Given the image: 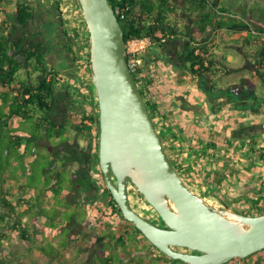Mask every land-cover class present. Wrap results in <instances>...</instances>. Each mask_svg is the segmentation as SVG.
Masks as SVG:
<instances>
[{
    "label": "trees",
    "instance_id": "obj_1",
    "mask_svg": "<svg viewBox=\"0 0 264 264\" xmlns=\"http://www.w3.org/2000/svg\"><path fill=\"white\" fill-rule=\"evenodd\" d=\"M10 1L11 0H0V10L6 9L7 5L11 3ZM109 1L112 5V8L116 12V16L121 25L123 36L126 42L130 39H141L148 37L153 41L157 48H163L164 50V48L168 45V42H171L172 38H170V35L176 37V39H180L185 33L184 28L180 27L177 20L169 19L170 13L173 14L178 11V8L172 6L169 0ZM188 1H190L189 11L195 12L200 16V23H197V26H195L196 32L191 36L190 39L186 41L187 48L190 49L188 52H185L186 63L190 65V71L195 75L204 72H210V66H212L213 64H211L210 62L208 63V57L209 55L211 56V54L207 51V49L201 48V44L205 45L206 42L213 38V36L216 35L218 31L226 30L232 33H242L244 31L252 33V31H256L261 36L264 35L263 30H260L259 28H253L252 24L254 23V21L251 22L250 18H247L245 14L238 17L237 15L228 12L225 8L219 7V0H215L213 3H211V8H209L208 10L203 4L206 0ZM76 4L80 8L78 0H76ZM60 5L61 0H56L55 8L58 10L59 14L62 15V12L59 10ZM197 6L198 8H200L199 10ZM117 10H119L120 12H117ZM15 13L16 20L20 25H28V22L32 18L33 5L27 1L19 2L16 6ZM204 18H206V21H204ZM81 23L86 28L84 19ZM81 23L78 24V28H80ZM78 28L75 26L68 27L67 22L62 20V37H64L68 41L73 40L79 48V51L84 53V55H80V60H84L87 63V73H89V79L92 82L90 67L89 32L87 31V36L83 35L84 33L82 32L81 28ZM9 37L10 24L8 22L0 23V103L4 106H7L9 110L6 116H0V140L3 137L7 139L8 147L6 148V151L8 153L10 152L9 154L15 153L19 155L21 160L24 161L26 156H29L31 154L30 152H28L30 147L28 143L34 141L37 142L42 137L41 136L40 138H37L35 135L25 136L24 133L18 131L6 133L4 130H10V120L16 118H19L23 121L34 120L36 122L37 131H44L45 135H43V137L46 136L50 140L56 139L58 144L70 140L67 134L69 131L76 132L77 134H82V136H85V138H89L90 141L94 140L99 142V117L98 114L93 113V109H90L88 111H75L73 114H70L62 123L53 121L48 117V114L52 113L55 108V88L58 81H61V79L55 78L56 73L54 72V68L49 69L44 42L40 39L35 40L33 43H30V46L26 47V39L21 38L15 46V50H22V62L21 60H19L17 55L13 53V48L10 45ZM192 43L198 45H193ZM86 49H88V51H86ZM68 50L71 52V54L76 53L72 50L71 46H68ZM150 52L151 49L145 56V64L143 65V67L140 68L136 73L132 74L139 91L145 99L150 116L152 120L155 121V118L159 117L160 112L159 105L155 102L154 94L150 89L151 84L153 83L152 80L154 78V70L153 68L151 69V67L148 65L149 63L147 62V60H149L151 57ZM178 55L179 57H182V53L181 55ZM259 55V58L262 61L264 59V52L261 50ZM195 67L197 68L195 69ZM52 71L55 73V76ZM20 72H26L28 74V79L19 78L18 75H20ZM74 82L75 83L73 84V87H78L75 86V84L80 82L78 80H74ZM91 85L92 89L88 87L89 91L86 90L87 93L85 92L84 94L83 92H81V88H76L74 93L78 95L80 94L81 96L78 97V100L75 99V103L82 106L89 105L86 100L89 101L87 96H90V94L92 93L91 91H94V95L96 97L95 88L92 83ZM69 86H71V84ZM1 124H3V126ZM162 132H160L159 134L163 139L164 133L162 134ZM205 152L206 151L204 149L203 153ZM260 157L264 160V154H262V156ZM84 159L88 161L87 158H79V160L77 161L71 159L70 164H73L75 162L79 166V170L75 171V173H77L78 175L76 176H79L80 178H78V180L76 181H78L79 184H82L81 188L83 190V193L85 192L87 196H90L92 194H88V192L91 193L93 183H91L90 181L88 182V176H86V170L88 168L87 164L85 163L82 165V161ZM66 162L68 163V161ZM95 162V164L98 166V172H101L99 168L98 156H96ZM52 163H54V161ZM50 166H53L54 168L55 164H51ZM64 166L65 164L61 165L60 168H63ZM45 170L49 171L46 168ZM25 171L26 170H15V172L12 171L9 173V177L19 180L20 176L25 175ZM46 171L45 174H47ZM222 172L223 173L221 174V176L216 172L212 178L217 181V185L219 186L222 183V180L227 177L225 169L222 170ZM3 175L4 170H0V264H24L22 258L26 257V255H32L34 253L38 254L41 252L49 257H58L60 255V252L58 251L59 249L54 248L53 245L50 244L51 251H48L46 250V248H44L43 244L39 243L38 241L41 236L43 237V239H46L49 234L58 236L59 233H61L59 231L62 227L53 229L52 225H49V217L47 214H44L45 211L43 207H41V203L35 204L29 201V199L25 196L28 190L26 184L22 185L20 181L17 182L19 187V192L17 194H12L11 188L5 189L6 176L4 180ZM60 178H63V176L61 175V172L57 170L56 175L53 176V179L58 183ZM63 182L64 181L62 180V183ZM74 183L75 181L70 179V181L66 183V185H69L70 190H72V185L74 186ZM99 184L98 185L100 187V191L102 190L101 195H103L102 200H106L107 202L105 203L106 206H103V203H100L93 208V211L94 213H96V215H94L92 219L95 221H102L107 218V216L112 214L111 216H118L127 224V227L123 231V234L117 237L113 236V239H115L114 244H106L105 242H103L107 235L98 236L95 239V242L100 245L98 260L101 264H112L113 262L112 256H109L106 253L107 250L120 246L122 251L130 252L131 249L130 247H128V245L133 243L139 244L141 246L140 248L142 250L138 249L137 247H133V249H135L136 251H145V246H149V248L147 247L148 250H146V252H148L149 250H155L159 252L161 254L159 259H165L166 261L174 264H184L180 260H172L166 257L152 244H150L144 238L142 233L132 223L127 221L122 216L121 210L114 201L103 179L100 180ZM262 185H264V182H262ZM58 189L60 188L58 187ZM70 190L66 193L63 192L60 197L62 204L65 206L70 204L68 198ZM49 191V188L46 187L40 189L39 191H36L35 194L38 198L44 199L47 195V192ZM262 200H264V198H262L261 196H258L256 198H245V202H248L250 204V208L247 211L242 212V214L248 216L264 214V207L260 206ZM23 206H25L24 210H22ZM55 208L57 212L62 209L61 205H56ZM108 210L111 211L109 212L110 214H108ZM39 212L42 213V216H44L46 219V221L41 224L43 232L38 231L36 226L37 218L40 217ZM151 222L154 223L152 220ZM63 230H67V233H69L68 229ZM67 233L65 234L66 236ZM66 236L62 237V241L60 242V246L62 248L66 247ZM14 237L19 238L25 244V253H18L11 250V242ZM54 249L57 250V253L54 252ZM261 251L264 252V250ZM117 254L120 255L118 251L116 252V255ZM125 259L126 255L122 254V257L120 256L119 259L120 263L122 264ZM129 259H131V261H135L138 264H141L142 262L141 256L138 255L132 258L130 257ZM238 260L241 259L234 258L231 260V262ZM262 261L264 262V260L262 259L258 263L260 264V262ZM94 263H96L95 260ZM30 264L37 263L35 260H33Z\"/></svg>",
    "mask_w": 264,
    "mask_h": 264
},
{
    "label": "rangeland",
    "instance_id": "obj_2",
    "mask_svg": "<svg viewBox=\"0 0 264 264\" xmlns=\"http://www.w3.org/2000/svg\"><path fill=\"white\" fill-rule=\"evenodd\" d=\"M29 1L35 9V19H39L41 17L42 12L46 8L52 7L55 8V1L56 0H27ZM148 1V0H147ZM206 0L203 3L207 10L211 8V3H213L215 0ZM10 2H13L11 0ZM79 3V2H78ZM189 3V2H188ZM202 3V1H201ZM219 7L225 8L228 12L239 16H242L245 14L247 18H250V21L254 23L253 28H256L255 21H260L264 23V0H219ZM198 8V6H197ZM200 8H198L199 10ZM59 10L62 12V15L60 14L62 20L67 22L68 27H77L78 24L82 22L84 19L82 15L81 7L76 4V0H61V5L59 7ZM179 11V10H178ZM181 12V10L179 11ZM199 13V12H198ZM0 16H3L2 14ZM200 16L195 17V26H197V23H200ZM5 18L7 22L11 24L10 28V37L9 42L10 45L13 48V53L17 55L19 60L23 62V56H22V50L17 51L15 50V46L19 42L21 38L26 39L25 46H30V43H33L35 40H39V38H35L34 36L38 34L37 30L33 29L35 28L34 24H28V25H19L16 21V14H15V4L9 5L6 7L5 10ZM192 18V17H191ZM169 19L182 21L178 18H175L174 13L169 14ZM206 21V18H204ZM202 21V20H201ZM262 24V23H261ZM86 25V23H85ZM187 28L185 30V35H189L192 31L190 28L191 25L189 24V21H187V25H184V28ZM183 27V26H182ZM83 35L87 36L88 29L85 28L84 25L80 26ZM78 28V29H80ZM189 29V30H188ZM235 33L226 31V30H220L216 33V36L214 38L215 46L210 45L208 52L212 55V58L220 59L223 62V65L218 66V75H215V78L213 79L212 84L215 87H224L228 84L233 83H239L242 82L244 78L247 77H254L255 76V70L257 60L254 57L255 51H259L260 47L257 46V44H254L253 41H255V34H251L250 37L247 39H237L238 36L234 35ZM82 35V36H83ZM63 35L60 34L58 36L57 42L58 44H63ZM235 36V37H233ZM188 39V38H187ZM182 43V57L184 56V47L186 44L185 38H182V41H179L178 39L175 40L174 43H168V45L164 48L169 47H175V45H179ZM67 46H71L72 50L76 52V54L80 57V51L77 47L76 43L73 40L70 41H64ZM193 45H198L195 43H192ZM187 45V44H186ZM88 51V49H86ZM84 55V53H83ZM181 55V54H180ZM146 56V55H145ZM179 56V55H177ZM186 57V56H185ZM184 59V63H186V60ZM231 58V59H230ZM84 61V60H81ZM188 63H186L187 65ZM150 67L152 64H148ZM162 62L160 66L162 67ZM71 68H74L72 66ZM84 67H82V70H78V75H80L81 81L80 83H77L76 86L78 87H90L92 89L91 81L87 77V70H83ZM72 69V70H73ZM153 70L155 73L161 74V70L158 68H154ZM20 75H18L21 79H28V74L25 72H20ZM189 72L182 71V75H187L189 77ZM30 78V77H29ZM181 80V78H180ZM79 81V80H78ZM93 84V83H92ZM89 85V86H88ZM191 88V90H190ZM185 91L183 95V90ZM180 91L182 92V96L184 99L194 105L202 106L207 101V95L203 93L198 87H193L191 84V81H183L180 87ZM94 92V91H93ZM75 95V99L78 100V97L81 96L80 94L73 93ZM255 94L260 99L264 96V79L257 80L256 81V87H255ZM254 94V95H255ZM182 97V98H183ZM197 101V102H196ZM196 102V103H195ZM59 106V101H58ZM62 110H63V104H60ZM184 107V106H183ZM186 109V108H185ZM8 107L4 106L0 103V116H6L8 114ZM211 114V112H210ZM222 117V116H221ZM222 120V118H221ZM155 124V121H153ZM203 122V121H202ZM251 121L250 123H252ZM261 122H264V119L261 120ZM223 122L216 124V129L214 130L215 136L218 135V139L214 138L213 140H216L218 147L217 151L215 153V156L213 158L211 157H202L201 156H194V155H188L187 160L185 164H189L190 166L192 164H196L195 166L191 167L189 171H186V176L184 182L187 183L188 187L196 194L201 196L204 201L212 206L217 207L220 199L224 201L225 204H229V210L236 209L240 211H247L250 208V204L248 202H245V198H256L258 196H261L264 198V185H262V182H264V160L261 159L260 156L264 154V143H261V147H256V151H247V149H241L239 151L235 150L233 155H230L225 147V139L220 138L223 131L226 130L228 125H222ZM254 123V122H253ZM3 126V124H1ZM160 125L156 126L157 130L160 129ZM10 130H4L6 133L18 131L21 133H24L25 136H33L35 135L37 138H40L41 136L45 135L44 131H37L36 129V122L34 120L29 121H23V120H11L9 123ZM67 133V132H66ZM70 140L75 139L77 136L76 132L69 131L68 134ZM78 140L77 138L73 141V143L64 142L61 144H58L53 153L50 154L48 148L41 149V147L37 146L38 142L34 141L31 143H28L29 150L31 154L29 156H26L25 160H21L19 155L12 153L9 154L6 151L7 145V139L4 137L0 140V170H4L3 179L5 180L6 176V183H5V189H10L12 194H17L19 192L18 187V181L23 185L26 184L28 187V190L26 192V197L29 199V201L40 204L41 207L44 209V214L48 215L49 219V225H52L53 229H57L58 227L62 229H68L69 233L67 234V243L65 248H60V237H53L51 234L47 236L46 239H43L41 236L39 239V243L43 244L44 248L46 250L51 251V246L49 242H52L53 246L58 248L60 255L58 257H49L45 255L44 253H38V254H32V255H26V257L22 258V261L24 264H30L33 260L36 261L37 264H63L62 262H67V264H85L86 259L91 254H98L99 245L95 244L93 242V239L95 237V232L100 231H106V228H109V231L112 233L118 234L121 232V230L126 227V223L119 219L117 216L111 217L112 214L110 210H108L109 216L105 218L102 221L93 220L92 217L96 215L94 213L93 207H95L96 204L103 203V206H106L105 203L106 200H102L103 195H99L100 188L98 185V182H100V176L94 175V177L91 175L89 176V173L86 172V176H88V182L90 181L92 184L91 193L88 192V194H92L90 196H87L85 192L83 193V190L81 188L82 184H79L78 178H80L75 171L79 170V166L77 163L70 164V160L73 159L74 161L79 160V158H87V151H85L87 142L84 143V147H78L77 145L82 144V135L80 134ZM212 139V137H211ZM68 140V139H67ZM76 145V146H75ZM53 148V146H52ZM84 150V151H83ZM66 157L64 158V156ZM88 160V158H87ZM54 161V163H52ZM68 161V163L66 162ZM96 161V159H95ZM23 162V163H22ZM87 164L88 167V161L84 159L82 161L83 164ZM54 165L55 167L50 165ZM65 166L63 168H60L61 165ZM81 165V163H80ZM85 166V165H84ZM234 166V167H233ZM45 168L49 171H46ZM225 169V172L227 174V177L225 179H221L222 183L217 185V181L212 179L213 175L217 172L220 174L223 173L222 170ZM15 170H26L25 175H22L18 179H12L9 177V173ZM54 170V171H53ZM59 170L61 172V175L63 178H60L59 182L57 183L54 181L53 175H56V171ZM74 171L72 175L74 176V186L72 185V190H70L69 185L67 186L66 183H68L71 179L70 173L71 171ZM88 170V168H87ZM45 171L47 174H45ZM72 171V172H73ZM49 172V173H48ZM48 175V176H47ZM99 178V179H98ZM62 180L64 181L62 183ZM220 180V181H221ZM98 181V182H97ZM49 188V192H47L46 197L38 198L36 196V191H39L43 188ZM55 187V188H54ZM58 187L60 189H58ZM99 188V189H98ZM58 189V190H57ZM36 190V191H34ZM70 190L69 193V205H63L61 202V194L66 193ZM93 192V193H92ZM102 192V190H101ZM102 194V193H100ZM129 195H130V202L133 209L138 212L141 216L144 218L151 220L154 217L153 222H158L159 219L157 218L156 212L152 209V207L144 201L140 195L136 192V190L129 186ZM241 199V200H240ZM219 200V201H218ZM78 204H81L82 207H80ZM61 205V210L57 212L55 206ZM65 206V207H63ZM260 206L264 207V200L260 203ZM24 207H22V210H24ZM64 208V209H63ZM40 217L37 218L36 226L37 230L40 232H43L41 223L44 222V218L42 216V213L39 212ZM113 218V219H112ZM118 218V219H117ZM151 222V221H150ZM160 222V221H159ZM67 233V230H62L60 235L62 237H65ZM103 233V232H102ZM110 236H112L110 233H108ZM111 238V237H108ZM108 239H105L107 242ZM24 243L17 237H14L11 242V250L15 252L25 253L24 252ZM145 246V245H144ZM128 247H131V251H122V249L118 252L120 253L116 255V253L111 252L110 250H107L106 253L109 256H112V261L115 264H121L120 263V256L122 257V254L126 255V258H130V254H133V257H136L137 255L142 257L141 264H163L166 261L164 259L155 260L151 257V253H145L144 251L139 252L136 250H133V247L140 248L139 244H130ZM149 246H145V250H148ZM143 248V247H142ZM115 248H113L114 250ZM118 250V249H117ZM142 250V249H141ZM54 252L57 253V250L54 249ZM117 252V251H116ZM125 252V253H124ZM19 256V255H18ZM167 257V256H166ZM259 257H262L264 260V252H256L254 254H251L245 259H241L239 262L241 264H250L253 262H259ZM132 258V257H131ZM261 259V260H262ZM127 260V259H126ZM124 260L122 264H129L127 261ZM131 260V259H130ZM87 263V262H86ZM238 263V262H237ZM93 264H101V263H93ZM229 264V263H225ZM259 264V263H258ZM260 264H264V262H260Z\"/></svg>",
    "mask_w": 264,
    "mask_h": 264
},
{
    "label": "water",
    "instance_id": "obj_3",
    "mask_svg": "<svg viewBox=\"0 0 264 264\" xmlns=\"http://www.w3.org/2000/svg\"><path fill=\"white\" fill-rule=\"evenodd\" d=\"M78 2L89 32L98 102L99 168L122 216L161 253L184 264H225L264 250V214L248 216L208 205L170 162L128 66L127 43L110 1ZM129 186L166 228L133 209Z\"/></svg>",
    "mask_w": 264,
    "mask_h": 264
},
{
    "label": "flooded vegetation",
    "instance_id": "obj_4",
    "mask_svg": "<svg viewBox=\"0 0 264 264\" xmlns=\"http://www.w3.org/2000/svg\"><path fill=\"white\" fill-rule=\"evenodd\" d=\"M22 1H27V0H13V2L8 4L7 6L15 4V9H16L17 4ZM5 10L6 9L0 10V15L1 14L3 15L0 16V23L7 22L5 18ZM179 11H176L174 15L175 18H178L180 20L182 18V15L180 14ZM44 19L50 20V23L48 24V22H44L43 21ZM28 23L35 25V28L33 29L37 30L38 32V34L35 35V38H39L44 42L45 52L48 53L49 51L48 46H50V43L53 40L57 41L58 36L62 34L61 33L62 20L58 10L56 8L53 9L52 7L46 8L42 12L41 17L39 19H35V9L33 6L32 18ZM10 28H11V24H10ZM64 41H68V40H66L63 37V44L62 43L58 44L60 46L56 48L57 50L56 53L54 54H56V56L59 57L65 56V58L66 57L69 58L72 61V63L75 64L74 68H76V70L77 69L79 70V68L82 67H84V69L87 70L88 68L87 63L85 61H81L80 57L76 53L71 54V52L68 50L67 44H65ZM210 45H211L210 43L201 45V48L203 49L205 48L208 51L209 48L211 47ZM189 49L185 44L184 51L188 52ZM54 54L49 57L55 58ZM81 54H83V52H80V55ZM166 55L167 52L164 53V57H166ZM185 56L186 54L184 53V56L180 57L181 60L178 61V65L182 66V71H187V73L188 72L190 73L189 80L191 81V84H193V82L199 81L198 82L199 84L196 83L195 86L193 85L192 86L198 87L201 91H203V93L207 95V101L202 106H198L196 104L194 105V107H192L193 104H187V106H185L186 103L183 102L182 104L177 106V108L175 107V109H173L174 111H170V112L169 111L165 112L163 108L159 105V103H157L159 105L160 114L158 118H155V126H158V124L160 125L159 126L160 129H158V132L163 131L162 134L164 133L163 139L162 136L161 135L160 136L164 144L165 152L168 158L170 159V162L178 170L183 181L185 180L186 171H189L191 167L196 165L195 163L192 164L191 166L189 164H185L186 160L188 159L187 158L188 155H194V156L198 155L201 156V158L202 157L213 158L215 156L218 144L216 140L213 139L214 138L218 139V135L215 136L214 134L215 133L214 130L217 128L216 127L217 123L223 122L222 125L229 126L226 128L225 131L222 132L221 135L223 136H220V138L225 139V147L230 155H233L235 150L239 151L244 148L247 149V151L249 152L256 151L257 149L256 147L260 148L261 143H264V122H261V120L264 119V96L261 99L256 96L255 94L256 83L251 84L247 78H244L242 82L239 83L228 84L227 86L224 87H215L212 84V82L213 79L215 78V75H218L217 74L219 69L218 66L223 65V62L220 59L212 58V55L211 56L209 55L208 63L210 62L211 64H213L212 66H210V72L207 73L204 72L195 75L190 71V65L189 64L186 65V63H184L183 58ZM164 59L165 60L161 59V61L167 63L168 59L167 58ZM77 65H80L81 67L78 68ZM48 66L49 69L54 68V72L56 73V76L55 73L53 71L52 72L55 78L60 79L61 75L63 76L65 75L64 77L70 78L74 81L72 75H75L76 73L72 71H74L75 69H73L71 72H68V70L64 72L63 70H58L55 67H51L50 62H48ZM259 67L260 66L256 63L257 69L255 70V74L257 76V80L262 81L263 80L262 70L259 69ZM183 100L184 99L182 98V101ZM176 109L177 112H175ZM182 111H185V114ZM95 113L98 114V108L97 109L94 108V114ZM251 121H253L254 123L253 122L250 123ZM98 147H99V143L97 141L94 140L90 141L89 139H87V145L85 151H87L86 156L88 158L89 171L86 170V172H88L89 175L93 174V177L94 175L96 176L99 175L100 180L101 179L104 180L102 172H98V166L95 164L96 156H98ZM204 149L206 151L205 153H203ZM91 170L93 171L90 172ZM72 173H74V171L73 172L71 171L70 173L71 179L74 181V176L72 175ZM185 184L187 185V183ZM215 208L229 210L230 207L229 204H225L224 201L220 199L217 207ZM233 211L241 214L243 212L236 209H233ZM157 218L159 219L160 222L158 221L154 223L158 226L166 228L164 223L161 221V219L158 216ZM151 220L155 221L154 217ZM177 250L185 251L189 253H196L189 251L187 249H177ZM150 253L152 258H154L155 260H159L161 255L159 252L155 250H151ZM239 261L240 260L234 262L230 261L228 263L241 264ZM163 264H174V263H170L166 261Z\"/></svg>",
    "mask_w": 264,
    "mask_h": 264
},
{
    "label": "crops",
    "instance_id": "obj_5",
    "mask_svg": "<svg viewBox=\"0 0 264 264\" xmlns=\"http://www.w3.org/2000/svg\"><path fill=\"white\" fill-rule=\"evenodd\" d=\"M169 2H170V4H172V6H175L176 8H178V10H181L180 14L182 15V18H181L182 21H178L180 27L183 26L182 28H184V25H187V21H189V24L191 25V27H190L192 29L191 33L189 35H187V36L184 33V35L182 37V38H185V40L187 41L196 32L195 22H194L195 19L194 18L195 17H198V15L195 12H190L189 11L190 1H188V0H183V1L169 0ZM46 19H44L43 21L44 22H48V24H49L50 23V20H46ZM255 23L257 25L256 28H259L260 30H263L264 31V23L263 22L255 21ZM185 30H187L186 26L184 28V31ZM251 34H255L254 35L255 36V38H254L255 41H253V43L254 44H257V46L260 47V50L259 51L258 50L255 51L254 57L257 60V64L260 66L259 69L262 70V78L264 79V59L261 61L260 58H259V56H260L259 53L261 52V50L264 52V44H263V42H264V35L261 36L256 31H252V33H249L247 31H244L242 33H235L234 35L239 37L237 39H243L244 40V38H246V39H247V37L249 38ZM215 36L216 35H214L213 38H211L210 40H208L206 42V44L210 43L214 47L215 46V42H214ZM235 36H233V37H235ZM170 38H172L171 39V43H174L175 40H177L176 37H173L172 35H170ZM182 38H180L178 40L179 41H182ZM56 42L57 41L53 40L50 43V46H48L49 51H48V53H46L47 56H48L47 57V62H50L51 67H55L58 70H63L64 72H66L68 70V72H71L72 69H73L71 67L74 66L75 64H73L72 61L69 58H67V57L65 58V56H60L59 57V56H56V54H54V53H56V50H57L56 48L58 46H60ZM260 42H262V43H260ZM168 43H170V42H168ZM201 45H203V44H201ZM181 50H182V43L179 44V45L176 44L174 48L173 47H169V48H166L164 50H163V48H160V49L157 48V46L154 44L152 46L151 52H150V56H151L150 59H149L150 61L147 60V62L149 64H152L151 65V69L154 67V68H158V69L161 70V74H158V73H155V72L153 73L154 78L152 80L153 83L151 84L150 89L152 90V92L154 94V100H155V102L156 103H159V105L163 108V110L165 112L174 111L173 109H175V107L177 108V106H179L183 102L186 103L185 106H187V104H190V103H188L184 99V97H183L184 100L182 101V92L180 91V87H181L182 82L183 81H189V77L187 75H184V76L182 75V66L181 65L180 66L178 65V61H180L181 59L177 55L182 53ZM163 52L164 53L167 52L166 57H164V53ZM53 54L55 55L54 56L55 58L49 57V56H51ZM164 58H167L168 59V62L167 63H164V62L161 61V59L162 60H165ZM161 62L163 64L162 67L160 66ZM77 67L79 68L81 66L80 65H77ZM195 68H197V67H195ZM79 69H80L79 71L82 70V68H79ZM83 70L85 71L84 68H83ZM72 72H75L76 73L75 75H72V78L74 80H79V82H80L81 81V78H80V75H78V73H77L78 72V69L77 70L75 69ZM64 76L63 75L60 76L61 81L59 80L58 83H57V85H56V88H55L56 104H55V108L52 111V113L48 114V117L51 118L53 121H56V122L58 121L59 123H62V122H64L66 120V118L70 114H73L75 111H78V110L88 111L90 109H93V113H94V108L95 109L98 108L97 97H95L94 92L91 91L92 93L90 94V96H87L88 99H89V101L88 100H86V101L89 103V105H83L82 106V105H79V104L75 103V98H74V94L73 93L75 92L76 88H78V87H73L74 86L73 84L76 81L74 82L72 79L66 78ZM87 77L89 79V74H87ZM180 78H181V80H180ZM247 79L249 80V82L251 84H255L256 81H257V76L255 74L254 77H247ZM198 82L197 81L196 82H193L192 85L195 86L196 83L199 84ZM70 84H71L72 87L69 86ZM76 84H75V86H76ZM80 88H81V92H83V94L86 92V90L89 91L88 90L89 88H87V87H85V88L84 87H79V89ZM190 90H191V88H190ZM185 91L186 90L184 89L183 90V95H184ZM73 98H74V100H73ZM58 101H59V106H58ZM60 104H63L64 105L63 106V110H62ZM175 112H177V109L175 110ZM182 112H184V114H185V111H182ZM11 120L14 121V120H21V119L16 118V119H11ZM67 134H69V132ZM79 136H80V134H77V136L75 137V139L77 138L78 140H80L79 139ZM75 139L68 140V141H65V142H69L71 144V143H73V141ZM87 139H89V138H85V136H82V140H81L82 141V144L77 145V146L78 147L79 146L80 147H84L83 145H84L85 142H87ZM37 142H38L37 143L38 144L37 146L41 147V149H46L45 147H47L48 150H49V152H51L50 154L53 153L55 147L58 145L56 139L50 140L46 136H44V137L42 136L41 139L39 141H37ZM52 146H53V148H52ZM65 157H66V155L64 156V158ZM92 171L93 170H91L90 172H92ZM91 175L93 176V174H91ZM91 175H89V176H91ZM53 176H51V177H53ZM95 189L93 191H96ZM100 193H102V192L100 191ZM100 193H99V195L101 196ZM78 205L80 207H82L81 204H78ZM111 217H114V219H115V215L114 216H111ZM43 218H44V222H45L46 219H45L44 216H43ZM126 227H127V224H126ZM126 227H124L121 230V232H119L118 234H115V233H112L111 231H109V228L108 227L106 228V231H103L102 230L100 232H95L96 234H95V237L93 239V242L95 244L99 245L98 243L95 242V239L98 236H105V235H107L105 237V239H108L107 242L105 241V239H104L103 242H105L106 244H108V243L114 244L115 243V239H113V236H116L117 237V236H120L121 234H123V231L126 229ZM62 230H60L59 232H62ZM108 233H110L112 236H110ZM58 236L60 237V242H61L62 241V235H60V233H59ZM53 237H57V236H53ZM67 237H68V235L66 236V239H67ZM108 237H111V238H108ZM46 242H49L50 244H52V242H50V241H46ZM54 248H56V247H54ZM60 248H62V247L60 246ZM56 249H58V248H56ZM99 249H100V245H99ZM99 249H98V251H100ZM130 249H131V247H130ZM116 250L119 252L121 250L120 249V246L115 247L114 250H113V248L110 249V251L111 252H114V253H116ZM133 250H135V249H133ZM150 251L145 252V253H149ZM120 253H121V251H120ZM98 254H99V252H98ZM98 254H91V255H89L88 258L86 259V262L87 263L86 262H84V263L85 264H92V263H94V260H95L96 263H100V261L98 260ZM130 256L133 257V254L132 255L130 254ZM126 259L125 260L127 261V263H130V264H138L135 261H131L130 259H129L130 260L129 261L128 258H126ZM260 259H262V257H259V261H261ZM62 263L63 264H67V262H65V261L62 262ZM112 264H115V263L112 262ZM250 264H258V262H253V263H250Z\"/></svg>",
    "mask_w": 264,
    "mask_h": 264
},
{
    "label": "built area",
    "instance_id": "obj_6",
    "mask_svg": "<svg viewBox=\"0 0 264 264\" xmlns=\"http://www.w3.org/2000/svg\"><path fill=\"white\" fill-rule=\"evenodd\" d=\"M117 12H120V11L117 10ZM126 43H127L126 60L130 68V71L132 73H136L145 64L144 62L145 55L152 48L154 43L148 37L141 38V39H136V38L130 39Z\"/></svg>",
    "mask_w": 264,
    "mask_h": 264
},
{
    "label": "bare ground",
    "instance_id": "obj_7",
    "mask_svg": "<svg viewBox=\"0 0 264 264\" xmlns=\"http://www.w3.org/2000/svg\"><path fill=\"white\" fill-rule=\"evenodd\" d=\"M132 73V72H131ZM96 97H97V95H96ZM97 104H98V102H97ZM98 115H99V113H98Z\"/></svg>",
    "mask_w": 264,
    "mask_h": 264
},
{
    "label": "clouds",
    "instance_id": "obj_8",
    "mask_svg": "<svg viewBox=\"0 0 264 264\" xmlns=\"http://www.w3.org/2000/svg\"><path fill=\"white\" fill-rule=\"evenodd\" d=\"M129 197H130V195H129Z\"/></svg>",
    "mask_w": 264,
    "mask_h": 264
}]
</instances>
